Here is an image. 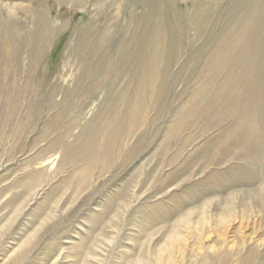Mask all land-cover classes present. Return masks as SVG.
Wrapping results in <instances>:
<instances>
[{"label": "rangeland", "instance_id": "obj_1", "mask_svg": "<svg viewBox=\"0 0 264 264\" xmlns=\"http://www.w3.org/2000/svg\"><path fill=\"white\" fill-rule=\"evenodd\" d=\"M258 192L264 0H0V264L47 220L19 264H127ZM257 212L199 246L264 264Z\"/></svg>", "mask_w": 264, "mask_h": 264}, {"label": "bare ground", "instance_id": "obj_2", "mask_svg": "<svg viewBox=\"0 0 264 264\" xmlns=\"http://www.w3.org/2000/svg\"><path fill=\"white\" fill-rule=\"evenodd\" d=\"M238 198L241 201V206L239 211H236L237 207L235 206V204ZM210 205H212V203H208L206 206H204L202 211L199 210L200 207L199 209H192V211L190 208V212H187V215H185V213L181 217V219L178 220L176 226H173L174 228H172V225L170 226V229L167 228L168 230L166 232V235L163 237V240L160 244H157L156 247H151L150 243L152 239L145 241L140 246V255L132 259V261L127 262V264H230L231 262L229 255H231V253L228 254L227 252L233 249L232 247L234 245L231 246L232 244H230L229 246V243L227 244L226 242V248L223 249V246L220 245V243L222 244L224 242L221 241L219 243L215 241L213 244L211 243L212 245H210L209 247H201L199 246V244L200 242H202V238L206 234L208 235L204 237L203 240L210 239V236H212L210 235V233L212 232H218L219 235L216 236L225 238L228 227L234 220L239 219L242 221H249L250 217L253 216L252 214L254 210L258 211L257 213L264 217V194L262 192L255 193L253 195L247 193H241L237 195L234 194L228 202H224L223 204L221 203L220 206ZM214 209L216 210V212L212 213ZM18 211L20 212V210ZM48 221L49 220L44 222L34 232L33 235L29 236L21 244L19 251L17 252V254H15L14 258L12 257L8 264H19L23 262L29 251L28 247L32 246V243L35 240L36 236L42 231L43 227ZM191 235L196 236V246L193 250H190L191 253L188 255L186 253V245H188L187 239ZM241 242L240 244H242ZM235 244L237 246L238 243L235 242ZM240 246L241 249H239V247L235 248V250L238 249V254H240V250L244 249L243 245ZM226 249L230 250L227 251ZM176 253H179L180 255V261L178 260L179 262L176 259H173ZM255 262L257 264V252L255 251V249L248 251L246 249V253L243 256L241 255L237 260V264H255Z\"/></svg>", "mask_w": 264, "mask_h": 264}]
</instances>
